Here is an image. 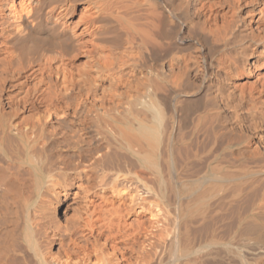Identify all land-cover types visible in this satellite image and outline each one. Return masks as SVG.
<instances>
[{
	"label": "bare ground",
	"instance_id": "obj_1",
	"mask_svg": "<svg viewBox=\"0 0 264 264\" xmlns=\"http://www.w3.org/2000/svg\"><path fill=\"white\" fill-rule=\"evenodd\" d=\"M0 220L22 264H264V0H0Z\"/></svg>",
	"mask_w": 264,
	"mask_h": 264
},
{
	"label": "rangeland",
	"instance_id": "obj_2",
	"mask_svg": "<svg viewBox=\"0 0 264 264\" xmlns=\"http://www.w3.org/2000/svg\"><path fill=\"white\" fill-rule=\"evenodd\" d=\"M60 216V215H59ZM1 221V220H0ZM2 223H0V225H1ZM0 227H3V226H0ZM4 231V228H1L0 229V234H2L3 235V233H1V232H3ZM5 232H6V234H4L3 236H1L0 237V264H2V263H6V261H7V263L6 264H8V263H10V264H22L23 263V259H24V257H25V254H24V249H23V247H22V245L20 244V242H19V239L17 238V236L14 234V233H9L10 235H8V232L5 230ZM6 235H8V237H9V240H8V237H6ZM6 238V239H5ZM2 239V240H1ZM11 239V240H10ZM8 241H9V243L11 244V243H13V244H15V243H19V244H17L18 246H20V247H18V246H16V247H18V249H16L15 250V248L13 247L12 249H11V245L10 244H8ZM7 242V243H6ZM12 244V245H13ZM20 248V249H19ZM12 251H11V250ZM14 249V250H13ZM22 249V251H20ZM11 251V252H10ZM19 251V252H18ZM7 253V254H6ZM7 255H8V257H7ZM10 255V256H9ZM11 257V258H10ZM5 259V260H3V259ZM14 261H13V260ZM22 260V261H21ZM12 261V262H11ZM2 262V263H1ZM14 262V263H13Z\"/></svg>",
	"mask_w": 264,
	"mask_h": 264
}]
</instances>
